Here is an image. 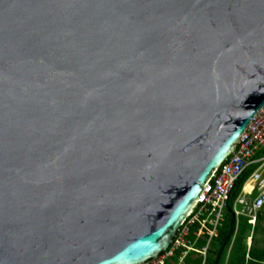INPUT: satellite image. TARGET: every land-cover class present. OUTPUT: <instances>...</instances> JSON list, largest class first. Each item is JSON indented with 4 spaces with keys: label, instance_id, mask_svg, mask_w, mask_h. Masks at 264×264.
Here are the masks:
<instances>
[{
    "label": "water",
    "instance_id": "water-1",
    "mask_svg": "<svg viewBox=\"0 0 264 264\" xmlns=\"http://www.w3.org/2000/svg\"><path fill=\"white\" fill-rule=\"evenodd\" d=\"M264 106V0H0V264H141Z\"/></svg>",
    "mask_w": 264,
    "mask_h": 264
},
{
    "label": "built area",
    "instance_id": "built-area-1",
    "mask_svg": "<svg viewBox=\"0 0 264 264\" xmlns=\"http://www.w3.org/2000/svg\"><path fill=\"white\" fill-rule=\"evenodd\" d=\"M262 147H264V106L254 116L232 152L204 186L197 205L178 231L171 245L172 247L170 246L171 248L162 252L158 257L141 264H166V261L172 258L175 251L180 248L185 249L184 257L192 249V244L188 237L191 227L197 222L202 224L199 234H202L204 228L209 227L210 239L216 236L217 227L238 180L248 167L254 163H261L259 168L252 173L245 187L248 195L257 192V196L248 206V215L251 217V223L255 224L257 213L264 208V173L260 171L264 167V158L254 161L257 151ZM245 202L243 200L241 204H245ZM236 214L240 215L243 212L236 210ZM207 248L208 245L202 251L205 258Z\"/></svg>",
    "mask_w": 264,
    "mask_h": 264
},
{
    "label": "trees",
    "instance_id": "trees-1",
    "mask_svg": "<svg viewBox=\"0 0 264 264\" xmlns=\"http://www.w3.org/2000/svg\"><path fill=\"white\" fill-rule=\"evenodd\" d=\"M262 158H264V147L255 155L257 160ZM260 165L261 163H257L248 167L238 180L235 189L231 192L220 225L217 227V235L210 239L208 226L203 229L202 234H199L202 224L195 223L188 237L193 244V249L184 257L185 249L176 250L166 264H264V208L257 213L255 225L250 223L248 216L237 217L235 213V208L246 212L247 206L256 197L255 193L251 196L250 202L237 204L246 182ZM261 234L263 237L260 239ZM251 239L252 243L249 248L248 244ZM207 245L205 258L202 251Z\"/></svg>",
    "mask_w": 264,
    "mask_h": 264
},
{
    "label": "crops",
    "instance_id": "crops-1",
    "mask_svg": "<svg viewBox=\"0 0 264 264\" xmlns=\"http://www.w3.org/2000/svg\"><path fill=\"white\" fill-rule=\"evenodd\" d=\"M254 161H257V159H255V157H254ZM255 164H257V163H254L253 165H255ZM252 166V165H251ZM257 170V169H256ZM255 170V171H256ZM252 175V174H251ZM246 184H247V182H246ZM246 184H245V186H244V188H243V191H242V195H241V197L237 200V204H241V202L244 200V199H246V197H249L250 199H251V196L253 195H248V193L245 191V187H246ZM256 194H257V192H255ZM254 193V194H255ZM257 196V195H256ZM245 201V200H244ZM236 210H238V211H241V212H243V214H240V215H237L236 214V216L237 217H239V216H242V215H246V216H248L249 218H250V223H251V217L248 215V212L246 211V212H244V211H242V210H239V209H237V208H235V213H236ZM247 210H248V207H247ZM256 221H257V217H256ZM256 224V223H255ZM255 224H253L252 223V225H255ZM263 224V223H262ZM219 225H220V223H219ZM190 233H191V231H190ZM190 235V234H189ZM216 235H217V232H216ZM190 241V240H189ZM251 243H252V239H251V242L248 244V246H249V248L251 247ZM192 244V243H191ZM260 246H262V244L260 245ZM192 247H193V244H192ZM193 249V248H192ZM191 249V250H192ZM190 250V251H191ZM189 252V251H188ZM206 253H207V251H206ZM183 254H184V252H183ZM187 255V254H186ZM185 255V256H186Z\"/></svg>",
    "mask_w": 264,
    "mask_h": 264
},
{
    "label": "rangeland",
    "instance_id": "rangeland-1",
    "mask_svg": "<svg viewBox=\"0 0 264 264\" xmlns=\"http://www.w3.org/2000/svg\"><path fill=\"white\" fill-rule=\"evenodd\" d=\"M262 173H264V167H263V169H261L260 170ZM246 202H250V198L249 197H246V199H244ZM248 207V206H247ZM247 209V208H246ZM247 212H248V210H247ZM263 237V234H261V236H260V239ZM257 245V244H256Z\"/></svg>",
    "mask_w": 264,
    "mask_h": 264
}]
</instances>
